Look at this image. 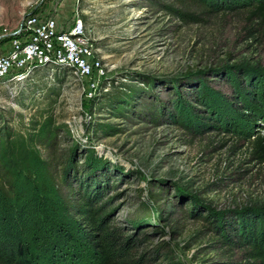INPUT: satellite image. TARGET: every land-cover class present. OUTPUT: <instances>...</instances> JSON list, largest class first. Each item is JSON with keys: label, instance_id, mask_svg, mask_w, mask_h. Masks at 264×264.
Instances as JSON below:
<instances>
[{"label": "rangeland", "instance_id": "obj_1", "mask_svg": "<svg viewBox=\"0 0 264 264\" xmlns=\"http://www.w3.org/2000/svg\"><path fill=\"white\" fill-rule=\"evenodd\" d=\"M215 1L0 0V54L13 37L4 29L29 13L53 16L61 28L81 17L105 67L92 96L61 66L1 81V169L38 157L64 192L99 188L105 224L119 229L138 264L243 263L241 249L225 247L208 222L264 205V163L243 135L169 116L173 88L190 96L197 78L231 94L213 68L264 73V42L249 33L244 8ZM154 104H162L155 118Z\"/></svg>", "mask_w": 264, "mask_h": 264}, {"label": "trees", "instance_id": "obj_2", "mask_svg": "<svg viewBox=\"0 0 264 264\" xmlns=\"http://www.w3.org/2000/svg\"><path fill=\"white\" fill-rule=\"evenodd\" d=\"M219 1L223 6L244 8L249 33L264 42V0L215 2ZM218 70L231 86V94L213 88L205 77L193 81L190 96L174 87L170 119L186 128L217 127L243 135L250 143L252 158L262 164L264 132L257 128L264 129V73L238 65L211 71ZM197 104L205 111L198 113ZM149 112L157 117L162 104L149 107ZM69 190H62L49 166L38 157L9 174L0 167V264H138L139 258L119 239V229L105 224L107 203H98L104 193L99 188H83L81 193ZM208 223L225 247L241 249L244 262L238 264H264V205Z\"/></svg>", "mask_w": 264, "mask_h": 264}, {"label": "built area", "instance_id": "obj_3", "mask_svg": "<svg viewBox=\"0 0 264 264\" xmlns=\"http://www.w3.org/2000/svg\"><path fill=\"white\" fill-rule=\"evenodd\" d=\"M4 32L13 37L8 51L0 54V82L8 76L22 80L34 67L62 66L92 96L105 75L102 56L93 49L81 17L61 28L53 16L29 13L15 30Z\"/></svg>", "mask_w": 264, "mask_h": 264}]
</instances>
